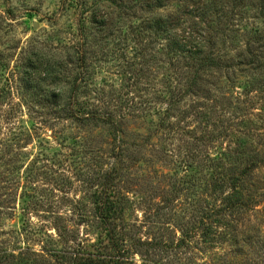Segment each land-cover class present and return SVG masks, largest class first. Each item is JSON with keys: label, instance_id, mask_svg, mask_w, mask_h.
<instances>
[{"label": "rangeland", "instance_id": "1", "mask_svg": "<svg viewBox=\"0 0 264 264\" xmlns=\"http://www.w3.org/2000/svg\"><path fill=\"white\" fill-rule=\"evenodd\" d=\"M209 1L219 9L225 7V16H235L234 26L217 39L224 18H217L220 14L215 8L209 17H203ZM65 2L68 0H0V51L7 57L9 73L5 74L15 79L13 86L23 75L22 56L29 55L32 43L49 41V47L78 43L74 32L81 11L73 1L71 6L70 1ZM244 4L251 8L245 9ZM236 9L232 14L226 0H168L158 12L172 14L169 24L176 26V35H183V19L188 13L201 14V21L196 22H201L205 37L214 35L215 54L228 65L205 76L210 101L202 97L187 100L184 106L193 117L180 121L182 115H175L171 119L175 132H157L163 117L155 115L157 106L150 110L151 120L131 119L118 140L109 127H96L95 123L81 128L63 120L33 134V140H18L14 136L19 128L23 126L27 133L38 121H32L27 110L19 107L15 98L20 95H0V264H29L32 259L37 264H151L140 241L155 239L169 243L155 259L161 264L257 263L248 255L250 249L242 250V245L251 235L264 244L260 212L264 206L247 214L230 212L225 218L229 226L222 228L232 237L217 240L215 248L202 246L206 251L199 252L195 249L198 237L190 249L177 248L182 232L195 224L199 205L209 202L212 174L228 178L250 157H264V72L256 73L257 65L249 66L248 57H242L247 56L249 42L264 31V20L259 19L258 0H243ZM210 16L214 17L210 20ZM124 20L129 25L128 17ZM188 24L187 32L201 33L194 22ZM101 80L102 76L97 77ZM11 108L15 111L12 120H2ZM202 109L213 117V125L205 131L216 137L205 149V154L219 160L212 172H196L194 162L185 156L189 152L186 143L192 141L188 134L178 133V128L188 132L197 127L200 122L196 123L195 114ZM202 128L199 124L197 132ZM119 143L126 150L127 161L119 166L121 173L113 184L118 188L114 200L123 210L112 225L113 234L101 224L94 202L101 190V176L118 167L112 156ZM246 188L264 191V167L253 174ZM222 228L218 234L224 232ZM111 246L122 252L121 257Z\"/></svg>", "mask_w": 264, "mask_h": 264}, {"label": "trees", "instance_id": "2", "mask_svg": "<svg viewBox=\"0 0 264 264\" xmlns=\"http://www.w3.org/2000/svg\"><path fill=\"white\" fill-rule=\"evenodd\" d=\"M69 1L70 6L73 1L82 15L74 32L78 38L77 44L59 43L49 47V41L32 43L29 55L22 56L24 71L16 86H13L15 79L10 74L6 78L9 63L5 53L0 51V95H20V98H15L19 107L27 110L32 121H38L27 129V133L23 126L19 128L14 136L16 139L27 140L30 137L28 140H33V134L37 135L43 128L55 126L63 120L71 121L81 128L95 123L96 127H109L118 140L117 135L125 133L124 126L129 125L131 119L147 121L152 115L150 110L157 106L160 107L155 115L163 114L157 132H175L171 127V119L175 115H182L180 121L193 117V113L184 106L187 100L202 97V100L210 101L207 96L212 94L210 83L204 81V78L213 70L227 69L228 65L215 54L216 40H211L214 35L205 37L201 22H196V19L200 20L201 14L190 12L188 18L183 19L185 28L189 25L188 21L194 22L201 32L199 35L187 32L185 28L183 35H176V26L169 24L172 14L158 13L166 7L168 0ZM91 1L93 5L88 6ZM258 1L261 9L259 19L264 20V0ZM210 2L206 5L208 9L203 17H209L215 8V13L220 14L217 18H224L220 30L216 31L217 39L225 35L227 27L230 29L234 26L235 16L232 19L225 16V7L219 9ZM240 2L243 0H226L232 14ZM244 5L245 9L251 8ZM88 13L91 15L86 17ZM126 17L127 26L124 20ZM211 17L214 16H210V20ZM249 43L247 56L243 54L242 57H248V65H257L256 73H262L264 31H259L256 40ZM99 76H102L100 82L97 81ZM161 87L162 90H158ZM14 113L11 108L1 119L10 121ZM210 114L204 113L203 109L195 114L196 123L203 125L201 133L197 132L199 124L188 132L178 128L179 135L187 137L188 134L192 141L186 143L189 152H185V156L194 162L196 172L198 169L211 171L219 167V160H213L205 154L208 145L216 140L215 136L205 132L213 125ZM125 152L123 144L119 143L115 147L112 157L118 167L110 168L101 176V190L96 193L94 202L101 224L113 234L116 229L112 225L123 213L114 200L118 188L113 184L121 173L119 166L126 164ZM258 157L254 155L247 159L242 168L234 170L228 178L212 174L209 202L199 205L195 224L182 232L177 248L190 249L196 237L198 243L195 249L199 252L204 251L202 246L207 250L215 248L217 240L226 241L232 237L227 228H222L229 226L225 218L230 212L242 210V214H247L264 206V191H250L246 188L253 174L264 167V157ZM260 212L264 220V208ZM219 228L224 232L218 234ZM254 238L255 235H251L246 241L244 239L242 250L248 247V255L257 261L256 264H260L264 261V244ZM110 240L114 241V237ZM140 243L145 249V255L151 257V264H161L155 262V259L161 249H168L169 243L157 239ZM111 249L121 257L120 250L115 246H111ZM29 264H37V261L32 259Z\"/></svg>", "mask_w": 264, "mask_h": 264}]
</instances>
